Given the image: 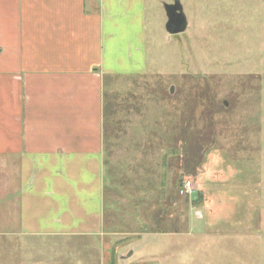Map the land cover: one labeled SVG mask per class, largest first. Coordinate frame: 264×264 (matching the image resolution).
Instances as JSON below:
<instances>
[{"label": "rangeland", "instance_id": "1", "mask_svg": "<svg viewBox=\"0 0 264 264\" xmlns=\"http://www.w3.org/2000/svg\"><path fill=\"white\" fill-rule=\"evenodd\" d=\"M171 2L145 1L146 74L106 81L128 96L108 115L126 136L106 140L102 235H12L7 163L0 264H264V0H180L174 35Z\"/></svg>", "mask_w": 264, "mask_h": 264}, {"label": "crops", "instance_id": "2", "mask_svg": "<svg viewBox=\"0 0 264 264\" xmlns=\"http://www.w3.org/2000/svg\"><path fill=\"white\" fill-rule=\"evenodd\" d=\"M145 1L0 0V223L1 166L14 163L12 235H102L106 140L126 136L108 115L128 96L106 81L146 74Z\"/></svg>", "mask_w": 264, "mask_h": 264}, {"label": "water", "instance_id": "3", "mask_svg": "<svg viewBox=\"0 0 264 264\" xmlns=\"http://www.w3.org/2000/svg\"><path fill=\"white\" fill-rule=\"evenodd\" d=\"M163 9L166 15L164 25L165 31L170 35L183 32L188 22L184 15L180 0H172L171 3H163Z\"/></svg>", "mask_w": 264, "mask_h": 264}, {"label": "built area", "instance_id": "4", "mask_svg": "<svg viewBox=\"0 0 264 264\" xmlns=\"http://www.w3.org/2000/svg\"><path fill=\"white\" fill-rule=\"evenodd\" d=\"M182 190L190 191L191 189V181H185L184 186L181 188Z\"/></svg>", "mask_w": 264, "mask_h": 264}]
</instances>
